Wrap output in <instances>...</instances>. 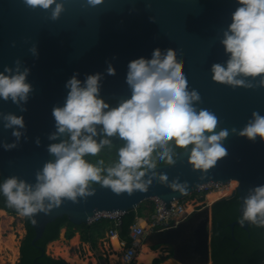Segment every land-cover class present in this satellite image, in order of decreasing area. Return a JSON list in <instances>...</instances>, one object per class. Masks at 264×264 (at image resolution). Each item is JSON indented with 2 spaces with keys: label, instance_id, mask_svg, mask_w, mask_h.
<instances>
[{
  "label": "water",
  "instance_id": "95a60500",
  "mask_svg": "<svg viewBox=\"0 0 264 264\" xmlns=\"http://www.w3.org/2000/svg\"><path fill=\"white\" fill-rule=\"evenodd\" d=\"M61 2L65 10L53 20L55 4L45 10L32 9L24 0H0V74L10 76L28 70L25 82L31 86L27 100L14 103L11 97L7 101L0 98L1 184L16 177L35 190L37 173L56 159L49 146L66 143L71 133H59L53 110L66 104L70 92L66 85L74 75L84 87L89 75L98 74L97 98L124 102L133 94L127 83L129 63L141 57L152 59L157 48L161 58L173 49L177 61L183 62L187 91L200 94V100L192 101L197 114L203 109L217 117V127L205 135L228 131L219 141L226 155L209 169H197L190 160L194 145L189 146L176 154L173 163L140 170L144 175L139 182L146 190L134 188L131 195L116 194L103 183H88L86 192L90 195H78L76 202L62 197L59 207L47 214H33L31 221H37L32 223L33 242L43 235L49 222L63 215L75 224H86L99 211L125 213L155 196L168 208L170 201L184 199L202 184L231 179L239 180V184L224 197L239 195L243 217L246 198L256 187L264 186V138L258 135L253 140L240 135L253 119V112L264 116V85L260 84L264 74L238 76L253 85L245 87L217 82L211 70L215 63L227 66L231 54L225 51L222 40L232 23V13L240 6L238 0H102L95 7L87 6L86 0H56ZM110 66L114 74H109ZM6 68L12 72H6ZM9 114L22 117L24 126L6 128L4 117ZM14 131H19V137L13 135ZM48 203L45 200V206ZM200 212L189 235L194 264L212 262L213 211L206 207ZM249 222L245 220L242 226L247 228ZM236 223L240 220L231 225ZM177 228L156 234H168ZM172 263L184 264V259L175 255Z\"/></svg>",
  "mask_w": 264,
  "mask_h": 264
},
{
  "label": "clouds",
  "instance_id": "9594fccd",
  "mask_svg": "<svg viewBox=\"0 0 264 264\" xmlns=\"http://www.w3.org/2000/svg\"><path fill=\"white\" fill-rule=\"evenodd\" d=\"M24 2L32 9L39 7L45 10L55 4L52 9L53 20L65 10L63 2L56 3V0ZM238 2L240 6L232 13V23L224 32L222 40L225 51L231 54L227 66L215 63L211 70L217 82L253 87L251 83L237 77L241 74L245 77L264 74V0ZM101 3L102 0H86L87 6L95 7ZM182 65V61H177L173 49H168L163 58L161 50L157 48L152 59L141 57L131 61L127 83L133 94L118 108L108 112H103L107 105L97 98L99 75H89L84 87H81V82L74 75L66 85L70 88L66 104L53 110L59 133L65 130L71 133V143L49 146L50 153L56 159L37 173L35 190L16 177H10L0 185L8 205L15 207L20 215L32 217L36 212L47 214L53 207H59L62 197L76 202L78 195H90L86 192L88 182H100L101 169L88 163L84 156L97 154L108 143L103 140L98 144L92 136L80 138L82 130L95 135L94 124H102L108 136L118 133L119 137L127 141L126 146L119 151L118 165L109 168L108 177L102 181L104 186H110L116 194L127 192L131 195L134 188L146 190L145 185L139 182L144 173L136 170L142 165L155 167L149 160L154 148L157 145L163 147L173 139L181 147L194 145L190 160L197 169L206 170L215 165L218 159L226 155V149L219 141L228 135V131L205 135L217 127V117L203 109L197 114L192 101L200 100V94L196 90L190 93L187 91ZM5 71L11 73L12 69L6 68ZM108 72L114 74L115 69L110 66ZM27 74L28 70L10 76L0 74V98L7 101L11 97L14 103H19L21 99L27 100L31 87L25 82ZM260 84L264 85V76ZM252 115L253 119L240 135L253 140L258 135L264 138V116L259 112H253ZM4 118L7 121L6 128L24 126L22 117L9 114ZM13 135L19 137L20 133L14 131ZM5 147L11 148L14 145ZM164 156L168 157V163H173L167 148L161 158ZM45 200L49 201L47 206ZM245 220L264 226V186L256 187L254 193L246 198L240 224L243 225ZM32 223L36 224L37 221L33 218Z\"/></svg>",
  "mask_w": 264,
  "mask_h": 264
},
{
  "label": "trees",
  "instance_id": "16d2710c",
  "mask_svg": "<svg viewBox=\"0 0 264 264\" xmlns=\"http://www.w3.org/2000/svg\"><path fill=\"white\" fill-rule=\"evenodd\" d=\"M101 100L107 105L103 109L107 112L118 108L123 103L117 99ZM93 127L95 129V135L86 130H82L80 138L83 139L86 136H92V139L98 144L103 140L108 141L107 144L101 147L97 154H86L84 156V159L88 163L101 169V181H89L88 183L100 184L104 178L108 177L107 170L118 165L119 151L126 146L127 141L119 137L118 133L108 136L103 131L102 124H94ZM70 136L71 134L67 137L66 144L71 143ZM189 146L192 145L190 144L186 147L178 146L173 139L163 147L157 145L151 153L149 160L152 164L168 163L167 156H164L163 159L161 158L165 148L169 150V154L173 160L179 151ZM145 167H148V165H142L136 171L139 172ZM112 178L115 179V177ZM0 185H2L1 180ZM144 201L135 209H131L122 214L119 236L128 242L131 241L129 233L131 226L136 222L137 216H145L147 206ZM239 205L240 197L238 194L230 198L221 197L212 205V259L214 264H264V226L253 224L251 221L247 228L239 224L231 225L233 220L242 218L239 212ZM0 207L5 208L12 214L18 213L15 207L8 205L7 198L2 191H0ZM148 208L152 210L153 205L151 204ZM111 224L112 220L107 218L92 223L75 224L67 215H63L49 222L46 225L43 235L33 242L35 229L32 225L31 217H26L25 227L27 232L21 244V257L18 264H70L65 258L53 256L46 251L48 243L60 237L63 227H66L65 236L67 238H72L76 231H80L82 239L91 242L95 246L98 238L105 235L106 229ZM160 260L161 258H154L153 263L157 264Z\"/></svg>",
  "mask_w": 264,
  "mask_h": 264
},
{
  "label": "rangeland",
  "instance_id": "374dc122",
  "mask_svg": "<svg viewBox=\"0 0 264 264\" xmlns=\"http://www.w3.org/2000/svg\"><path fill=\"white\" fill-rule=\"evenodd\" d=\"M103 112L107 111L103 110ZM231 180H233L235 185H229L230 187L227 193L220 196V198L231 194V192L239 184V180ZM218 199L219 198L214 200L213 198L212 200L208 197V195L197 196L195 194V196L192 197L187 196L185 198V212L188 214L193 210L194 206H197L198 210H203L206 207L212 209L213 203ZM144 202L147 206V209L145 210V216L140 217L139 222L142 226H144L148 233L150 232V226L147 217L151 212L148 206L152 204V201L151 199H147ZM189 202H191V206L187 205ZM209 226L211 227V222ZM65 230L66 227H63L60 237L58 238V242L51 244L48 243L46 251L53 256L65 258L70 264H144L139 263V259L137 258L139 252L136 255L135 259L129 262L124 256L122 247L117 250L114 249L111 242L112 236H110L108 232L109 229H106L104 236L98 238L95 246H93L91 242L84 241L82 239L80 231H76L75 233L78 235V240H71V238H67L65 236ZM25 235V216L20 215L19 212L14 214L10 212H6V214L3 215L0 214V261L2 264H15L16 258H18L20 255L19 247L21 241L23 240ZM10 243L12 245H10ZM145 243H147L151 248L156 247L155 245H151L150 241L147 239ZM11 246L13 247V249ZM167 248L168 247L165 245H159L155 248L158 249L159 252L154 258H161V260L157 264H173L172 262L174 257L170 256V254L167 252ZM13 251H15V254L17 252V257ZM154 258L150 262V264H154Z\"/></svg>",
  "mask_w": 264,
  "mask_h": 264
},
{
  "label": "built area",
  "instance_id": "2783aa9c",
  "mask_svg": "<svg viewBox=\"0 0 264 264\" xmlns=\"http://www.w3.org/2000/svg\"><path fill=\"white\" fill-rule=\"evenodd\" d=\"M229 187V181L223 182H208L199 186L189 196L195 194L197 196H207L211 191H222ZM192 197V196H191ZM152 201L153 209L149 213L147 219L149 220L150 232L165 230L167 228L176 227L181 221L185 220L188 215H191L197 206L188 214L185 212V198L174 199L170 201L168 208L165 207L164 201L158 197L150 198ZM196 199V198H195ZM122 211H99L94 216L89 218L88 223L96 222L101 219L112 220L111 226L108 228L110 236H117L121 247L124 251V256L127 261L131 262L138 254L141 245L146 241L147 231L139 222L140 217L137 216L136 222L131 226L130 237L131 241L128 242L119 236V226L122 223Z\"/></svg>",
  "mask_w": 264,
  "mask_h": 264
},
{
  "label": "flooded vegetation",
  "instance_id": "af4514ba",
  "mask_svg": "<svg viewBox=\"0 0 264 264\" xmlns=\"http://www.w3.org/2000/svg\"><path fill=\"white\" fill-rule=\"evenodd\" d=\"M194 209V208H193ZM201 210L195 209L193 214L188 216L185 220L181 221L177 225V230L171 233H164V234H156V232L148 233L147 240L150 241L151 245H155L158 247L159 245H165L167 246V252L170 254V256L178 255L184 259V264H194V258L191 257V252L188 248V245L190 244L191 240L189 239L190 231L193 225H195L200 216L203 212H200ZM26 218V216H25ZM242 218H237L235 220H241ZM233 220V221H235ZM239 224V223H236ZM250 224V222H249ZM240 225V224H239ZM27 232V230H26ZM25 237V236H24ZM165 238H169L168 241H164ZM163 240V241H161ZM23 241V240H22ZM21 241V244H22ZM155 242V243H154ZM153 243V244H152ZM21 244L19 247L20 255L18 258H16L15 264H18L21 257ZM212 246V241H211ZM154 247V249L156 248ZM212 251V250H211ZM212 257V254H211ZM1 260V259H0ZM264 263V261H263ZM0 264L1 261H0ZM206 264H214V261L212 259V262L206 263Z\"/></svg>",
  "mask_w": 264,
  "mask_h": 264
},
{
  "label": "bare ground",
  "instance_id": "6f19581e",
  "mask_svg": "<svg viewBox=\"0 0 264 264\" xmlns=\"http://www.w3.org/2000/svg\"><path fill=\"white\" fill-rule=\"evenodd\" d=\"M229 185H232V186H234L235 184H234V182H233V180H230L229 181ZM230 187V186H229ZM229 187L228 188H226V190L224 189V190H222V191H211V192H209V194H208V197L209 198H211L212 200H213V198H214V200L215 199H217V198H220V196H222V195H224V194H226L227 193V191L229 190ZM188 206H191V202H189L188 204H187ZM0 214H6V210L5 209H3V208H1L0 207ZM71 240H78V235L77 234H75L72 238H71ZM13 242V241H12ZM56 242H58V239H56V240H53V241H51L49 244H51V243H56ZM111 242H112V245H113V248L114 249H120L121 248V243H120V241H119V239H118V237L117 236H112L111 237ZM15 244V243H14ZM10 245H12L11 243H10ZM12 247V246H11ZM12 249H13V247H12ZM14 252V254H15V251H13ZM158 249H154V248H151V247H149L148 246V244L147 243H145V242H143V244L141 245V249H140V251H139V254H138V259H139V263H144V264H150V262L153 260V258L155 257V256H157V254H158ZM16 257H17V252H16ZM14 255V256H15ZM77 255V254H76ZM75 256V255H74ZM70 259V258H69ZM70 261V260H69ZM93 261V260H92ZM83 262H85V261H83ZM79 263H81V262H79ZM88 263V262H87Z\"/></svg>",
  "mask_w": 264,
  "mask_h": 264
},
{
  "label": "crops",
  "instance_id": "0c3cea01",
  "mask_svg": "<svg viewBox=\"0 0 264 264\" xmlns=\"http://www.w3.org/2000/svg\"><path fill=\"white\" fill-rule=\"evenodd\" d=\"M65 231H66V230H65ZM147 235H148V233H147ZM147 235H146V236H147ZM146 239H147V237H146Z\"/></svg>",
  "mask_w": 264,
  "mask_h": 264
}]
</instances>
